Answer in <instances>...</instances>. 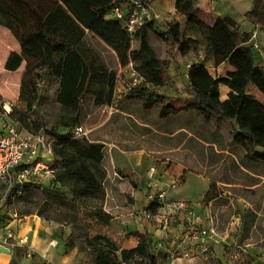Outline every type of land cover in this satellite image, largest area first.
Instances as JSON below:
<instances>
[{
	"label": "trees",
	"instance_id": "obj_1",
	"mask_svg": "<svg viewBox=\"0 0 264 264\" xmlns=\"http://www.w3.org/2000/svg\"><path fill=\"white\" fill-rule=\"evenodd\" d=\"M114 1L35 0L28 5L30 22L14 7L0 2V25L10 29L20 42V52L11 51L4 68L14 71L25 59L30 69L49 66L58 81L56 101L69 118L62 121L67 131L52 144L54 162L58 160L60 164L55 180L67 186L74 196L92 197L100 193L105 173L101 167L102 144L73 137L70 129L77 126L82 103L88 97L93 98L96 106L111 104L116 76L101 52L87 43L88 34L111 48L120 66L130 63L145 83L157 86L165 82L164 68L148 43L145 30L130 35L119 20L105 17ZM194 4L195 0H175L183 25L175 18L162 32L150 19L141 29L146 25L148 31L165 36L173 44L179 41L181 52L189 44L202 43L205 58H210L213 65L224 62L234 68L224 77L213 78L204 62L193 63L188 81L196 101L184 109L196 108L207 119L217 116L232 120L233 140L249 155L264 161V104L245 92L247 84L252 83L264 95V71L256 65L255 53L246 45L249 35L241 32L229 17L217 18L212 25L202 22L195 16ZM248 15L264 23V0H253ZM132 40L139 41L138 49H131ZM219 84L230 89L224 101L218 100ZM144 92L146 108L162 98L155 92ZM171 112L177 110L164 107L160 115ZM155 208L153 201L148 210L154 213ZM88 243L93 264H156L148 235H140L137 245L129 249L119 248L103 235L93 236Z\"/></svg>",
	"mask_w": 264,
	"mask_h": 264
},
{
	"label": "crops",
	"instance_id": "obj_2",
	"mask_svg": "<svg viewBox=\"0 0 264 264\" xmlns=\"http://www.w3.org/2000/svg\"><path fill=\"white\" fill-rule=\"evenodd\" d=\"M174 4L175 0L149 1L153 11L152 19L156 25V21L169 24L171 20L175 19ZM194 6L195 16L209 25H212L217 18H231L241 32L249 35L246 45L255 53V63L261 68L257 64V59L264 64V23L248 15L253 7V0H195ZM170 7H173L171 13L166 12V9H170ZM105 17L111 18L107 15ZM178 19L183 25L184 20L180 15ZM2 29L0 25V33ZM4 34L6 35V33ZM1 40L4 42L2 43ZM133 41L135 45H133L132 50H136L139 47V41ZM0 44L4 49V63L11 51L19 52L20 50L19 46L8 50L6 40L3 39H0ZM254 45H257L258 48H255ZM110 51L118 67L117 76L120 72L127 76L128 73L124 72L132 67L131 64L120 66L114 51ZM190 53V50L179 52V69L164 70L165 82L162 85L153 86L144 83L138 88L162 96L160 101L155 102H161L160 111L164 107L177 110V112H171L165 116H161L159 111L161 119L178 116L180 113L191 109H184L193 102L192 98H194L189 88L188 71L193 63L203 62L205 57L200 54L199 57H202V60L197 58L193 60ZM101 55L105 61L104 55L102 53ZM206 59L212 62L210 58ZM106 65L108 66V64ZM223 68L222 77L225 76L226 72L234 70L230 64L224 62L212 66V70L218 74ZM206 69L211 73L208 68ZM122 88L121 85L120 89ZM229 92L230 89L227 86L219 84L218 100L224 101ZM245 92L264 104V95L252 83L247 84ZM114 102L115 100H112L110 105L96 106L101 111L106 110L107 115L102 119L100 118L91 130H98L109 124L117 111ZM154 104L150 108H144L151 109ZM179 109L183 110L179 111ZM113 111L115 112L113 113ZM212 117L230 122L229 140L233 141L234 144L228 148H234V151L240 149L243 152L240 161L233 150L218 146L215 139H204L179 126L169 130L154 129L148 122L140 123L144 127L141 128L142 132L136 137L139 140L135 142L106 140L103 135H94L89 139L88 134L91 131L84 128L87 131V140L102 144L103 151L101 160V165L105 170L102 180L104 197L101 214L103 219L99 221L96 219L99 225L97 235L107 237L119 248L124 249L136 246L140 235H148L151 245L154 243L153 239L156 240L161 235H164L165 240H171L172 236L177 235V229L166 226H162V229L160 228L161 225H157L156 222L159 218L156 216L147 217V213L155 214L148 210L149 204L153 201L156 203V199H150L148 195L159 191V189L166 190L167 199L189 202L194 213L201 216L202 225L205 228L214 227L212 224L214 211L211 210V205L216 197L211 198L208 194L211 187H215L216 184L228 187L222 192V196L232 190L239 193L238 195L248 202L249 199L246 196L244 198L243 193L253 194L255 192L258 202H264V173L258 167L264 161L249 155L242 146L233 140L232 120L217 116ZM220 167H227L238 173L243 177V182L236 184L228 176V178L219 177L215 172ZM155 182L156 186H151ZM6 197L7 194L4 191L0 196V264H92L91 262H82L80 258L83 255L81 253L63 250V247L53 239V227L43 222L37 215L28 214L19 217L11 213L7 208ZM231 224L235 226L233 222ZM182 226V223L179 222V235L182 232ZM226 236H228L227 231ZM52 240L54 243L50 244ZM233 240L230 235L226 242L233 244ZM216 246L215 244L212 248L214 249ZM245 247L249 257L241 258V263L264 264V256H259L262 249L260 246L245 244ZM206 260L203 257L196 259L180 258L176 264H209L210 262ZM156 264L165 263L158 259Z\"/></svg>",
	"mask_w": 264,
	"mask_h": 264
},
{
	"label": "rangeland",
	"instance_id": "obj_3",
	"mask_svg": "<svg viewBox=\"0 0 264 264\" xmlns=\"http://www.w3.org/2000/svg\"><path fill=\"white\" fill-rule=\"evenodd\" d=\"M34 1L0 0V2L14 7L29 22L32 17L28 11V5L29 3H34ZM174 9V17L178 19L179 12L176 10L175 4ZM172 10L173 7H170V9H166V12L171 13ZM156 23L159 31L163 32L167 29V22L156 21ZM2 28L0 39L6 40L7 49L12 50L18 48V46L20 48L18 37L10 29L4 26ZM4 29L6 30L4 31ZM143 30H145L148 43L156 52L164 70H178L180 66L179 52H181L179 41L173 44L165 36H158L148 31L146 25L137 31L141 32ZM87 43L95 50L100 51L105 57L106 64L115 70V72L117 71L118 67L110 51L112 50L111 48L90 34H88ZM199 44H189L185 49L186 51L190 50L193 60L195 58L202 60V57H205L204 45L202 43ZM133 45L135 44L132 40L131 49L134 48ZM3 50L0 44V134H3L9 128H13L19 133H34L42 128L46 131L52 145L58 139V135L67 131V128L62 125V121L69 118V115L61 109V106L56 101L58 90L57 79L50 73L49 66L30 69L27 68V61L25 59L14 71L6 70L3 64ZM200 54L202 57H199ZM203 62H205V67L211 72H208L211 77L219 78L223 76L224 68L218 74L212 70V62L206 58L203 59ZM261 62L257 59V64L264 71V64ZM124 73L127 74L128 70ZM128 82V74L126 76L123 72H120L117 76L116 73L112 100H115L114 104L117 111H113L115 113L109 124L98 130H91V128L100 118L102 119L107 115L106 110L101 111L97 109L98 107L93 105V98L91 97H88L82 103L79 120L76 124L91 131L88 134L89 139L94 135H103L106 140H129L135 142L139 140L136 137L142 132L141 128L144 127L140 123L148 122L154 129L169 130L175 126H179L198 134L204 139H215L218 142V146H224L227 150H233L237 155V159L241 160L240 156L243 155V152L240 149L234 151V148H228V146L234 144L233 141L229 140L230 122L213 117H211L212 119H207L196 108H191L184 113H180L178 116L161 119L159 116V111L162 107L161 102L155 103L151 109L144 108L145 92L143 89L138 88L132 92H128L126 90ZM121 85L123 86L122 89H120ZM118 89L120 90L118 91ZM192 99V101H196L195 98ZM73 128L70 129L71 134ZM53 165L55 171L58 172L60 168L58 160L53 162ZM101 167L104 169L102 165ZM258 167L264 173V163ZM215 173L219 177H229L236 184L243 182V177L227 167H220ZM33 179L37 184L33 181L32 183H27L24 185L26 187L18 192L12 188L6 191V184L0 185V196L4 191L7 194V208L11 213L19 217L28 214L37 215L43 222L53 227V239L63 247V250L81 253L84 257L80 258L82 262L86 261L93 264L92 247L88 241L97 235V227L99 225L96 219L99 221L103 218L101 214V205L104 197L102 181L100 193L92 197H80L74 196L69 188L58 183L55 180L56 178L48 185H46L47 182H43V186L38 178L33 177ZM226 188H228L226 185L216 184L215 187H211L208 194L211 198L216 197L212 202L211 210L214 211V214H212V224L216 231V237H218L217 246L214 249L211 248L205 251L192 249L187 256L183 255L184 250L180 245L182 232L179 235V218L169 215L162 219V221L157 220V225L160 224V228L162 229V226L175 228L178 233L172 236L169 241L165 240L164 235H161L156 240L153 239L154 243L151 245L150 250L156 256V260L160 259L165 264H176L180 258L196 259L203 257L207 259L206 261L210 262L209 264H243L240 262L241 258L249 257L245 250V244L260 246L262 249L259 252V256H264V202H258L255 192L253 194L249 192L243 193L244 198L246 196L249 199L248 202L243 200L238 195L239 193H235L232 190H229L225 193V196H222V192ZM155 204L154 213H157L158 204ZM234 221L238 222V224H234L235 226L231 224ZM182 227L183 231L184 225ZM226 231L228 232V236H226ZM230 235L234 239L233 244L226 242ZM172 243H175L177 246L173 248L177 251L174 254H172L173 250H169ZM17 251H20V249H17ZM145 262L148 263V260L145 259Z\"/></svg>",
	"mask_w": 264,
	"mask_h": 264
},
{
	"label": "built area",
	"instance_id": "obj_4",
	"mask_svg": "<svg viewBox=\"0 0 264 264\" xmlns=\"http://www.w3.org/2000/svg\"><path fill=\"white\" fill-rule=\"evenodd\" d=\"M112 19L119 20L124 30L133 34L148 20L152 19L153 11L145 0H120L114 1L106 14ZM258 48L257 45H254ZM129 82L126 86L128 92L140 88L145 79L133 67L128 70ZM73 137H86L87 131L81 126H75L72 130ZM54 153L51 142L44 129L37 132L19 133L13 128L0 134V185L6 184V191L11 188L16 192L21 191L27 183H34L33 177L40 182L50 184L55 179L56 171L53 166ZM39 185V184H38ZM45 185V186H46ZM155 187L156 182L151 184ZM150 199H156L158 212L147 213V217L156 216L160 221L169 215L179 218L184 225L180 245L183 247V255L187 256L192 249L205 251L218 243L216 231L213 227H204L201 216L194 213L187 201H175L166 198V190L159 189L155 193H149ZM233 224H238L234 221ZM54 241H50L53 244ZM177 247L172 243L169 250L172 254L177 252Z\"/></svg>",
	"mask_w": 264,
	"mask_h": 264
}]
</instances>
